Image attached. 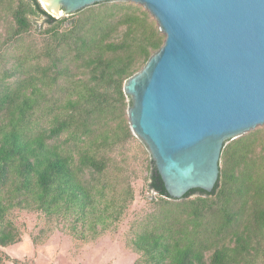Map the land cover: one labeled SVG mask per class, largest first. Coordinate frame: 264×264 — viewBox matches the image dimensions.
I'll list each match as a JSON object with an SVG mask.
<instances>
[{
  "label": "trees",
  "instance_id": "obj_1",
  "mask_svg": "<svg viewBox=\"0 0 264 264\" xmlns=\"http://www.w3.org/2000/svg\"><path fill=\"white\" fill-rule=\"evenodd\" d=\"M164 41L141 5L57 19L39 0H0V264H19L1 250L22 242L17 212L70 220L85 242L122 219L134 192L110 177L108 153L134 137L124 84ZM148 171L154 209L131 224L134 264H264V129L225 144L211 193L172 198L152 159Z\"/></svg>",
  "mask_w": 264,
  "mask_h": 264
},
{
  "label": "water",
  "instance_id": "obj_2",
  "mask_svg": "<svg viewBox=\"0 0 264 264\" xmlns=\"http://www.w3.org/2000/svg\"><path fill=\"white\" fill-rule=\"evenodd\" d=\"M39 2L57 19L102 2L150 13L165 41L124 84L130 129L172 198L211 193L225 144L264 126V0Z\"/></svg>",
  "mask_w": 264,
  "mask_h": 264
},
{
  "label": "rangeland",
  "instance_id": "obj_3",
  "mask_svg": "<svg viewBox=\"0 0 264 264\" xmlns=\"http://www.w3.org/2000/svg\"><path fill=\"white\" fill-rule=\"evenodd\" d=\"M35 20L36 27L30 40L38 41L45 24L42 17ZM257 129H264V126ZM108 156L112 158L110 177L124 174L134 192L133 202L114 228L85 242L70 235V220L50 221L37 212H17L16 223L22 231V242L1 248L2 252L12 260H18L19 264H134L139 256L127 246L131 224L154 209L155 193L148 189L146 179L151 155L143 141L134 136L113 148ZM33 237L42 243L34 244ZM4 264L14 263L5 261Z\"/></svg>",
  "mask_w": 264,
  "mask_h": 264
},
{
  "label": "bare ground",
  "instance_id": "obj_4",
  "mask_svg": "<svg viewBox=\"0 0 264 264\" xmlns=\"http://www.w3.org/2000/svg\"><path fill=\"white\" fill-rule=\"evenodd\" d=\"M41 2H42V0H41ZM43 3V2H42ZM44 5V4H43Z\"/></svg>",
  "mask_w": 264,
  "mask_h": 264
}]
</instances>
